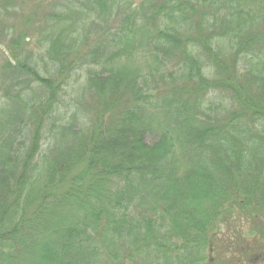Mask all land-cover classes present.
<instances>
[{
	"label": "trees",
	"instance_id": "trees-1",
	"mask_svg": "<svg viewBox=\"0 0 264 264\" xmlns=\"http://www.w3.org/2000/svg\"><path fill=\"white\" fill-rule=\"evenodd\" d=\"M33 3L0 65V264H197L222 232L226 251L243 228L257 242L264 0Z\"/></svg>",
	"mask_w": 264,
	"mask_h": 264
},
{
	"label": "rangeland",
	"instance_id": "rangeland-1",
	"mask_svg": "<svg viewBox=\"0 0 264 264\" xmlns=\"http://www.w3.org/2000/svg\"><path fill=\"white\" fill-rule=\"evenodd\" d=\"M64 1L70 2L71 4H74V2H76V0H70V1L64 0ZM33 6H34L33 0H0V65L2 61V54L3 53L8 54L5 44L8 43L9 37H6V34L9 33L10 36L13 37L15 33L14 29L9 30L11 24L14 22L19 23L20 26L22 25L23 27L24 18L22 17L21 12L25 11L29 13L32 11ZM39 12H41V10ZM121 19H122V14H120V16L117 18L115 22H119ZM110 25L111 26L115 25L114 21H110ZM17 28L21 29V27L19 26ZM3 30L5 32H3V34L1 35V32ZM98 33L99 31L97 32V29H94L91 31V35H90L91 41L99 39L96 36ZM37 39H39V37ZM4 50L6 52H4ZM152 139L154 140V138H152V136L149 135L148 140L151 141ZM243 231L244 233L241 234V237H242L241 240H243L246 243L248 240H253V238H251L252 233L250 232L249 228L247 229L243 228ZM222 233L225 234L226 237H223L220 240L216 239L215 240L216 245L214 246L213 251H211L212 254L211 252H209V248H207L205 255H204L205 259L203 261L198 262L197 264H210V257H211L210 254L214 257L213 259L214 264H224L223 263L224 261L232 260L234 258V255H235L234 261H237L238 262L237 264H253L256 262L257 260L256 256L259 255V253L262 250L261 245H259L258 240L257 242L253 240V243L251 244L250 247H248L245 243L244 244L245 246H238V247H235L233 251L231 250L226 251L224 250L226 248L225 244L227 243V241H232L233 238L227 235L226 232H222ZM259 233L261 234V231ZM222 236H220L219 238H221ZM235 239H238V238H235ZM122 243L124 245V249H128V248L135 249L136 247L134 243L131 241V237L126 240H123ZM153 249L154 248H152V250ZM224 252L226 253L224 254ZM151 254H152L150 255L151 261H148L150 262L148 264H166V260H163L161 257L157 259L158 258L157 256H160L161 253L153 252ZM100 259L103 260L105 259V257L101 255ZM219 262H222V263H219Z\"/></svg>",
	"mask_w": 264,
	"mask_h": 264
},
{
	"label": "flooded vegetation",
	"instance_id": "flooded-vegetation-1",
	"mask_svg": "<svg viewBox=\"0 0 264 264\" xmlns=\"http://www.w3.org/2000/svg\"><path fill=\"white\" fill-rule=\"evenodd\" d=\"M258 242L259 245H261V252L259 253V255L256 256V262L253 264H264V216H263V229L261 230V234L258 233ZM253 243V240H248L246 245L248 247L251 246V244ZM213 256L210 257V260L213 261ZM252 263V262H251Z\"/></svg>",
	"mask_w": 264,
	"mask_h": 264
}]
</instances>
